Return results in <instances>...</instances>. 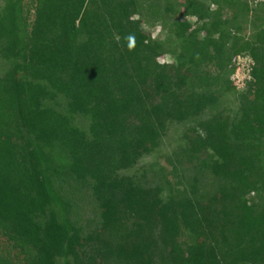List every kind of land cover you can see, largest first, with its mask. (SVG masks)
I'll return each instance as SVG.
<instances>
[{"label": "trees", "instance_id": "trees-1", "mask_svg": "<svg viewBox=\"0 0 264 264\" xmlns=\"http://www.w3.org/2000/svg\"><path fill=\"white\" fill-rule=\"evenodd\" d=\"M0 264H264V0H0Z\"/></svg>", "mask_w": 264, "mask_h": 264}, {"label": "rangeland", "instance_id": "rangeland-1", "mask_svg": "<svg viewBox=\"0 0 264 264\" xmlns=\"http://www.w3.org/2000/svg\"><path fill=\"white\" fill-rule=\"evenodd\" d=\"M159 26L156 27L154 30H153V35L154 34H157V32L159 31ZM166 58H159V61H163L165 60ZM244 62H245V65L247 63V67H243V69L239 70V71H234L233 75L231 76L233 82H235L234 84L236 85V87L238 89H244V87L246 86L247 84V81L250 79V75H249V72H247V68L250 66V62L244 58Z\"/></svg>", "mask_w": 264, "mask_h": 264}, {"label": "built area", "instance_id": "built-area-1", "mask_svg": "<svg viewBox=\"0 0 264 264\" xmlns=\"http://www.w3.org/2000/svg\"><path fill=\"white\" fill-rule=\"evenodd\" d=\"M245 58V57H244ZM247 59V58H246ZM249 61V59H247ZM243 67H247V63L245 65V62H244V59H243V56H238L236 58V68H235V72L236 71H239L241 69H243ZM249 69V67L247 68V70ZM248 72V71H247Z\"/></svg>", "mask_w": 264, "mask_h": 264}, {"label": "clouds", "instance_id": "clouds-1", "mask_svg": "<svg viewBox=\"0 0 264 264\" xmlns=\"http://www.w3.org/2000/svg\"><path fill=\"white\" fill-rule=\"evenodd\" d=\"M250 62V61H249ZM235 83V82H234Z\"/></svg>", "mask_w": 264, "mask_h": 264}]
</instances>
